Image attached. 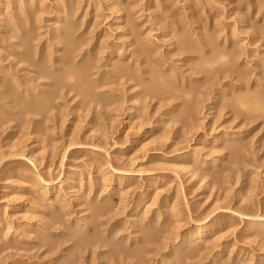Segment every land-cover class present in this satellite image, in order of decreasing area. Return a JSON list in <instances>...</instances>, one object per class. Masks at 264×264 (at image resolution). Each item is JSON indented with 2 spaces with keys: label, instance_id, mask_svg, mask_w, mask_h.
Listing matches in <instances>:
<instances>
[{
  "label": "rangeland",
  "instance_id": "1",
  "mask_svg": "<svg viewBox=\"0 0 264 264\" xmlns=\"http://www.w3.org/2000/svg\"><path fill=\"white\" fill-rule=\"evenodd\" d=\"M23 1L25 0H0V4L9 2L11 8L6 10V13L10 10L16 13L19 7L25 8ZM41 1L36 0V6L37 3L46 6L45 11H41L38 6L39 8L37 7L30 15L31 18L28 17L30 25L26 26V22H23L22 24L25 25L21 28L11 29L7 22L3 26L0 23V78L2 77L0 84L1 82L3 84L0 85V217L4 225L10 229L7 233L15 239L7 241L4 239L7 231L5 227L2 238L0 237V247L11 245L6 252L19 254L12 263L262 264L264 233H250L248 222L249 219H260V216L264 218L262 216L264 215V120L261 117L262 119L260 118L255 124L247 125V128L242 124V127L238 125V119L232 120L234 115L230 114L232 110H237V106L235 104L233 106L231 102L236 94L232 89L240 85L238 82L242 79L231 77V81L234 79L232 83L228 81L229 78L222 80L223 77L231 74L227 72L232 68L229 63H224L223 66H220V63L214 64L212 70L202 65H205L204 60H209L216 53L224 51L222 42L227 38L228 43L237 41V44H241L242 49L244 48L243 52L245 51L246 56L248 54L249 69L251 72L254 69L252 77L251 75L248 77V79L251 77L250 82L257 77H260V80L264 77V0H58V4L66 1L73 4L72 16L69 13L67 19L59 21V24H56L58 21L54 19V8L57 4L55 0ZM119 9L125 11L120 20L116 21V12ZM19 19L27 20L22 16ZM64 23L75 24V33L70 35L75 43L71 38L69 39L72 45H78L81 41L83 44L88 41L91 45L97 42L88 57L93 60L101 59L99 60L101 71L104 70L106 56L111 50L116 55L120 54L117 58L120 57L121 65L124 62L122 67L126 68V77L110 83L109 81L113 80L111 68H108V71H111L103 78L96 73L95 75L90 73L92 76L84 73L82 77L85 75L83 79L86 84L83 82L84 86L80 84L79 87L77 84V87L80 88L81 93L83 90L85 93L89 92L88 96L87 94L82 96L76 92L77 90L74 92L61 90V87L55 88V83L53 84L55 80L51 82L52 78L51 80L38 78L37 84L35 81L24 82V78L34 77L33 70H39L34 66L37 65L38 58L40 61L42 59L44 64L41 65V61L37 67L44 66L48 74L53 68L58 70L63 67L64 70L59 69L57 73V75L60 73V76L64 71L66 72L63 75L72 69V64L68 65V68L60 60L62 56L66 57V49H68V40L64 38L66 30ZM5 29L10 32L6 34ZM26 31L30 34L32 32L31 49L21 45L19 33L27 34ZM184 35H187L186 37L193 43L197 41L200 45H205L203 54L198 52L195 54L192 51L194 55L189 51L186 52L181 42V37L184 38ZM147 41L149 45L155 46L147 47ZM148 48H153L154 53L157 54L154 56L152 55L154 53L149 54ZM142 49L146 55L143 54L144 52L141 53ZM18 50L28 53L24 54L28 57V61L17 54ZM209 54L212 55L211 58L207 56ZM149 56H157L161 62L166 60L167 64L160 67V70L161 68L163 70L158 71L162 72L165 78L167 77L165 80L173 90L170 94L177 97L171 103L175 104L169 113L172 115L166 116L165 119L162 115L166 114L167 107L163 105L168 100L165 101L160 93L164 85L157 84L159 81L150 71L155 70V66L149 63ZM89 58L86 56L84 59L88 61ZM117 58L113 64L119 61ZM79 60L78 58L77 61ZM77 66L74 68L82 69V65ZM199 66L201 70L197 69ZM219 67L222 69L219 70ZM237 67L239 66L234 65L233 70L235 71ZM45 69L42 67V70ZM172 75L176 80L174 78L170 80ZM12 76H15V79ZM153 77L156 78L154 82ZM96 78H100L102 84L107 81L108 83L100 87L102 84L99 85ZM12 79L22 81L20 92L27 90L28 95L32 94L35 99H38L42 92L45 95H41L39 99L50 97L52 106L50 103L51 108L46 111L48 113L27 112V108L31 105L25 102L15 104L14 107L5 106L10 92L14 91V95L17 94ZM92 79H95L94 84L91 82ZM6 80L11 81L12 84L7 83ZM87 81L88 84L92 83L88 91ZM260 82L264 85V79ZM244 83L245 81L242 80L241 85ZM220 86L229 87L227 92L225 91L227 97H222L221 101L216 99V92ZM253 87L250 90L256 92ZM212 88L215 93L211 91L210 95L208 92ZM262 89L264 90L263 87L256 90L262 91ZM189 90H192L189 103L196 101L199 115L196 114L192 120L182 121L178 118L188 100V97L184 98V94ZM135 94H138L137 98L133 97ZM19 97L17 98L16 95L15 99L22 101V97ZM2 98L7 101H3ZM134 99L140 100L137 104L140 108L131 111ZM228 110L231 112L229 113ZM157 122H159L158 126L155 127ZM217 137V144H213V139ZM130 146H134V149L129 150ZM188 155L192 156V160L184 163ZM115 171L122 172L121 181H118L116 175L118 176L119 173ZM39 177L41 183L55 182L49 187L50 192L46 196L41 194L44 189L42 191L40 185L36 184L35 178ZM99 177H104L105 181L101 183ZM80 180L83 188L77 191L71 189ZM154 180L157 185H154ZM118 183L121 187L117 188L115 185ZM149 185L152 187L151 192L154 193L147 202L148 207L143 209L139 217H134L132 220L129 214L135 207L137 198ZM122 189L125 192L123 194ZM54 195L60 196V201L51 205L49 201L42 200L46 197L53 199ZM151 205L155 206L151 207ZM172 205L175 206V214L178 211V214H181L177 216L178 220L175 214L173 217V213L168 217L164 216L165 208ZM98 206L107 207L103 211L104 214L103 212L99 214L101 207L97 210ZM57 214L62 218L61 223L59 221L56 224L54 216ZM186 215L188 218L185 217ZM168 218L171 221L167 223L164 219L168 220ZM131 220L135 224L131 223ZM177 221L180 226L184 225L182 229L212 221H218L220 228L215 235H212L213 238L206 237L199 245L190 246L172 255L169 245L160 246L159 243L164 237L169 236ZM168 225L171 228L167 227ZM133 237H138V240L132 241ZM153 238H158V241L150 245L152 249L149 247L148 250H140V257L133 253L143 248L142 242ZM218 245L222 248L219 253L216 249ZM3 257L0 255V264H4Z\"/></svg>",
  "mask_w": 264,
  "mask_h": 264
},
{
  "label": "bare ground",
  "instance_id": "2",
  "mask_svg": "<svg viewBox=\"0 0 264 264\" xmlns=\"http://www.w3.org/2000/svg\"><path fill=\"white\" fill-rule=\"evenodd\" d=\"M8 1H11V0H8ZM43 1V0H42ZM41 1V2H42ZM57 1L58 0H55V3H57ZM247 1V0H246ZM259 1V0H258ZM61 2V1H60ZM69 2V1H68ZM67 1L66 2H64V3H60V4H56L55 5V8H54V15H55V17H54V19L56 20V21H58V23L56 22V24H59V21L61 22V21H64V19H67L66 17H68L67 15H69V13L71 14L70 16H72V12H71V9L73 8V4H72V2L70 3H68ZM249 2V1H248ZM40 4V3H39ZM38 3H37V5L40 7H38V6H36V0H25V1H23V5H25L24 7L25 8H21V7H19L18 8V11L16 10V9H14V10H16L17 12L15 13V11H9V12H7L6 13V10H9V8H11V7H9V2H5L4 4H0V23L2 24V26L5 24V22H7V24L8 25H10V26H8V27H10L11 29H16L17 27L18 28H21V26H24L25 24H26V26L27 25H30V22H29V18H31V16L30 15H32L34 12H35V10L37 9V7L41 10V11H45V7L46 6H44V5H39ZM247 4V3H246ZM249 4V3H248ZM261 4V3H260ZM33 5V6H32ZM96 5V4H95ZM10 6H12V5H10ZM33 8H32V7ZM87 6H89V5H87ZM113 6V5H112ZM136 6H137V4H136ZM13 7V6H12ZM29 7H31L30 9H28ZM78 7H80V6H78ZM130 7V6H129ZM139 7H141V6H139ZM77 8V7H76ZM111 8V7H110ZM113 8H115V7H113ZM112 8V9H113ZM119 8V7H118ZM259 8H261V7H259ZM147 9V8H146ZM149 9V8H148ZM77 10V9H76ZM114 10V9H113ZM116 10V9H115ZM129 10V9H128ZM142 10V9H141ZM262 10V9H261ZM81 11V10H80ZM79 11V12H80ZM98 11V10H97ZM125 11V10H124ZM124 11H122V10H117V12H116V17H115V19H116V21H119L120 20V18L123 16V12ZM135 12V11H134ZM43 13V12H42ZM135 13H137V12H135ZM135 13H133V14H135ZM140 13V12H139ZM142 13V12H141ZM158 13V12H157ZM165 13V12H164ZM19 14H21L20 16H22V18H24V19H27L26 21H24L23 19L22 20H20L19 19V17L20 16H18ZM94 14V13H93ZM97 14V13H96ZM98 15V14H97ZM156 15V14H155ZM135 16V15H134ZM134 16H132V17H134ZM139 16V15H138ZM29 17V18H28ZM33 17V16H32ZM155 17V16H154ZM161 17V16H160ZM71 18V17H70ZM73 18V17H72ZM95 18V17H94ZM126 18V17H125ZM124 18V19H125ZM155 18H157V16L155 17ZM156 20V19H155ZM66 21H68V20H66ZM69 21H70V19H69ZM74 21V20H73ZM136 21V20H135ZM25 23L24 25L22 24V23ZM52 22V21H51ZM54 22V23H55ZM96 22V21H95ZM70 23V22H69ZM135 23V22H134ZM6 24V25H7ZM77 24V23H76ZM93 24V23H92ZM64 27H65V40L67 41L68 40V42H67V44H68V49H66L67 50V53L65 54V58H64V56H62V58H63V60H62V58L60 59L62 62H63V64H64V66L66 67H68L69 68V66L68 65H71V66H73L72 67V69H69V71H67L68 73H66L65 75H63L64 74V72H66V71H64L63 72V74H62V76H60L61 74L59 73V75H57V73L60 71L59 69H61V68H58V70L57 69H54L53 67V73L51 74H48L49 72L45 69V67L44 66H42L44 69H45V71L44 70H42V67L41 66H38L37 67V65H40L39 63L42 61V59H41V61H40V59L38 58V60L36 61V64L37 65H35L34 64V66H36V69L37 68H39V70H33V74H34V77H30V78H24L23 80H24V82H34L35 81V83L37 84V82H38V78L39 79H48V78H50V80H51V78H52V80H51V82L53 81V80H55V82H53V84L55 83V88H62L61 90H64V89H67V90H69V91H74L75 92V90H77L76 92L78 93L79 92V94H82V96L83 95H85L86 96V94H87V96H88V94H89V92H87V93H85L84 91L85 90H83V93H81L80 92V84H83V86L86 84L85 83V79H83L84 77H85V75L82 77V74H84V73H91V74H94L95 75V73L96 74H99L100 75V78H103V76H105V75H107L108 73H110V71L111 70H109L108 71V68H111L112 69V75H113V77H112V81H109L110 83H112V82H117L118 80H120V79H122L123 77H126V68H123L122 67V65L124 64V62H123V64L121 65L120 63H122L119 59H120V57H119V59L117 58L118 56H120V54L119 55H116V53L114 52V51H112L111 50V52L110 53H108L107 54V59H106V61H105V64H104V70L103 71H101L102 69H101V67L99 66V60H101V59H97V60H93L92 58H89L88 56H89V54H90V52L92 51V48H93V45H97L96 43L97 42H95V43H93L92 45L87 41H85L86 42V44L87 43H89V45H86V44H83V42L81 41L78 45H72V42L70 41L69 42V39L71 38L70 37V35L73 33H75L74 32V25L75 24H68V23H64ZM96 25V24H95ZM94 25V26H95ZM92 26V25H91ZM1 27V26H0ZM7 27V28H8ZM28 27H30V26H28ZM31 27H32V25H31ZM63 27V28H64ZM139 27V26H138ZM5 28V27H4ZM9 28V29H10ZM58 28V27H57ZM10 29V30H11ZM29 29V28H28ZM6 30V29H5ZM27 30V29H26ZM130 30V29H129ZM62 31V30H61ZM219 31V30H218ZM4 32H6V34L8 33V32H10V31H8L7 32V30L6 31H4ZM27 32V34H23V33H19V35H20V38H21V45H23V47L25 46L26 48L27 47H29L30 48V46H31V41H33L32 40V36H31V34H32V32H31V34L29 33L30 32V30H29V32L28 31H26ZM26 32H24V33H26ZM141 32V31H140ZM223 32V31H222ZM17 32H15V34H16ZM126 33V32H125ZM187 33V32H186ZM4 34V33H3ZM63 34V33H62ZM223 34V33H222ZM57 35V34H56ZM76 35V34H75ZM220 35H221V33H220ZM220 35H219V37H220ZM258 35V34H257ZM9 36H11V35H9ZM73 36V35H72ZM187 35H184V38L183 37H181L182 38V40H181V42H183V44L182 45H184V47H185V50H186V52H188L189 51V53H192V54H194L193 52H195V54H196V52H198V54H203V46H205V45H200V43H198L197 41H194V43L188 38V37H186ZM191 36V35H190ZM260 36V35H259ZM12 37V36H11ZM212 37V36H211ZM225 37V36H224ZM230 37H231V35H230ZM234 37V36H233ZM8 38V37H7ZM55 38V37H54ZM94 38V37H93ZM98 38V37H97ZM190 38H192V37H190ZM194 38V37H193ZM10 39V38H9ZM8 39V40H9ZM62 39V38H61ZM90 39V38H89ZM146 39V38H145ZM211 39V38H210ZM217 39V38H216ZM252 39V38H251ZM256 39V38H255ZM63 40V39H62ZM71 40L72 41H74L72 38H71ZM142 40V39H141ZM170 40V39H169ZM196 40V39H195ZM224 40V39H223ZM79 41V40H78ZM91 41V40H90ZM149 41V40H148ZM147 41V42H148ZM172 41V40H171ZM200 41H202L201 39H200ZM216 41V40H215ZM257 41V40H256ZM259 41V40H258ZM5 43H6V41H4ZM102 42H103V40H102ZM196 42V43H195ZM213 42V41H212ZM224 42V43H223ZM222 42V46H223V49H224V51L223 52H218V54L216 53L212 58L210 57V56H212V55H207V56H209L211 59H209V60H207L206 59V61L202 58V60H204V62H205V65L203 64L202 66H206V68L208 67L209 68V70H212V67H213V65L214 64H217V63H220L219 65L221 66H223V64L224 63H229L230 65L229 66H231L232 68H229V70L227 71V72H230L231 74H229L228 76H225V77H221L222 78V80H225V79H228V81L230 80H232L231 79V77H233L234 78V76H235V78L234 79H242V80H244L245 81V83L243 84V85H241V82H242V80H241V82L239 81L238 82V84L240 83V85H236V86H234L233 87V92L234 93H236V94H234L235 95V97L233 98V101H231L232 102V105L234 106V104L237 106V110H232V112L231 111H229V113L231 112V114L230 115H234V118L232 119V120H239V124L238 125H240L241 127H242V125H244L245 126V128H247V125H250V124H252V123H254L255 124V122H257L261 117L263 118V120H264V90L262 89V91H258V90H256L257 88L259 89V88H261V87H263L264 88V85L260 82L262 79H264V77H262V79L260 80V77H257V79L256 80H253L252 82H250V78L252 77V72L254 71V69H252V72H251V70L249 69L250 67L248 66L249 65V63L247 62V56H248V54H247V56H246V54L243 52V49H242V47H241V44H237L238 42L237 41H234V43L232 42V44L231 43H228V40H227V38H226V40H224ZM71 43V44H70ZM74 43H75V41H74ZM209 43V42H208ZM211 43V42H210ZM242 43V42H241ZM256 43V42H255ZM258 43V42H257ZM256 43V44H257ZM105 44V43H104ZM144 44V43H143ZM147 44V43H146ZM151 44V43H150ZM175 44V43H174ZM173 44V45H174ZM180 44V43H179ZM219 44V43H218ZM253 44H254V42H253ZM252 44V45H253ZM264 44V43H263ZM21 45H19V46H21ZM69 45H70V47H69ZM102 45V44H101ZM154 44H152V46H153ZM172 45V44H171ZM213 45V44H212ZM215 45V44H214ZM248 45V44H247ZM262 45V44H261ZM36 46V45H35ZM143 46V45H142ZM152 47L151 45H149V42H148V45H147V47ZM155 46V45H154ZM243 46V45H242ZM250 46V45H249ZM254 46V45H253ZM257 46V45H256ZM264 46V45H263ZM262 46V47H263ZM15 47V46H14ZM66 47V48H67ZM99 47H100V45H99ZM146 47V46H145ZM157 47V46H156ZM182 47V46H181ZM207 47V46H206ZM209 47V46H208ZM221 47V46H220ZM2 48V47H1ZM22 48V47H21ZM20 48V49H21ZM34 48H36V47H34ZM101 48V47H100ZM158 48V47H157ZM170 48V47H169ZM259 48H261V47H259ZM28 49V48H27ZM31 49V48H30ZM29 49V50H30ZM102 49V48H101ZM112 49H114V48H112ZM141 49V48H140ZM145 49V51H146V53H148L147 52V50H146V48H144ZM148 49H150V48H148ZM152 49V50H151ZM150 50H148L150 53L149 54H151V53H154V49L153 48H151ZM257 49V48H256ZM2 50H4V49H2ZM94 50V49H93ZM109 50V49H108ZM115 50V49H114ZM133 50H135V49H133ZM132 50V51H133ZM156 50V49H155ZM10 51V50H9ZM26 51V50H25ZM99 51H100V49H99ZM131 51V52H132ZM138 51V50H137ZM145 51H143V49L141 50V53L142 52H144L143 54H145ZM191 51V52H190ZM193 51V52H192ZM220 51V50H219ZM222 51V50H221ZM247 51V50H246ZM1 52V51H0ZM17 52V54L20 56V57H23L24 59H27L28 57L26 56L28 53L27 52H22L21 50H18V51H16ZM15 52V53H16ZM29 52V51H28ZM31 52H33V51H31ZM117 52V51H116ZM174 52V51H173ZM209 52V51H208ZM213 52H215V51H213ZM14 53V52H13ZM21 53V54H20ZM106 53V52H105ZM139 53H140V50H139ZM159 53V52H158ZM168 53V52H167ZM249 53V52H248ZM251 53H253V52H251ZM256 53V52H255ZM4 54V53H3ZM24 54H26L25 56H24ZM122 54V53H121ZM138 54V53H137ZM155 54H157V52L156 53H154V54H152L153 56L155 55ZM166 54V53H165ZM169 54V53H168ZM188 54V53H187ZM194 54V55H195ZM260 54V53H259ZM10 55V54H9ZM17 55V56H18ZM94 55V54H93ZM116 55V56H115ZM146 55V54H145ZM164 55V54H163ZM6 56H7V54H6ZM34 56V55H33ZM32 56V57H33ZM83 56V57H82ZM87 56V58H89V60L87 61V60H85L84 58ZM115 56V57H114ZM159 56H160V54H159ZM158 56V57H159ZM206 56V57H207ZM30 57V56H29ZM93 57V56H92ZM137 57V56H136ZM163 57V56H162ZM198 57V56H197ZM260 57V56H259ZM19 58V57H18ZM23 58H21V59H23ZM78 58L80 59L79 61H77L78 60ZM118 59L117 61L118 62H116L115 64H113V61L115 60V59ZM139 58V57H138ZM149 60H150V62L149 63H151V65L153 64L154 66H155V70H150L151 72H152V74L157 78V81H159V82H157V84L158 83H160L162 86L164 85V88L161 90V96H162V98H164V100L165 101H167V102H165L164 100H163V102H165L166 104L165 105H163L164 107L166 106L167 108V110L165 109V111H166V114L165 115H162L163 117H164V119H165V117L167 116L168 117V115H169V113L172 111V109L174 108V105L173 104H171V103H173L172 101H175V99H177V97L175 98V96H173V94L171 95L170 93H171V91H173V90H171L172 88L169 86V84H167L168 82H166L167 80H165V79H167V77L165 78L163 75V73L162 72H159V71H161V70H163L162 68H161V70H160V67H162L163 65L165 66V59H164V62L162 61H160V58H158L157 59V56L156 57H151V56H149ZM164 58V57H163ZM253 58V57H252ZM8 59H9V57H8ZM92 59V60H91ZM171 59V58H170ZM250 59V58H249ZM1 60H2V58H1ZM32 60V59H31ZM162 60V59H161ZM191 60V59H190ZM194 60V59H193ZM201 60V59H200ZM202 60H201V62H202ZM211 60V61H210ZM228 60H229V62H228ZM257 60V59H256ZM9 61V60H8ZM27 61H28V59H27ZM103 61V60H102ZM142 61V60H141ZM207 61H209V62H207ZM50 62H51V60H50ZM57 62H59V61H57ZM137 62V61H136ZM143 62V61H142ZM204 62H202V63H204ZM256 62V61H255ZM261 62H262V60H261ZM264 62V61H263ZM53 63V62H52ZM101 63V62H100ZM145 63V62H144ZM172 63V62H171ZM222 63V64H221ZM256 63H258V62H256ZM42 64H44V62L42 61V63H41V65ZM54 64V63H53ZM167 64V63H166ZM255 64V63H254ZM30 65V64H29ZM77 65H82V69L80 68V69H78L79 67H81V66H77ZM114 65V66H113ZM127 65V64H126ZM152 65V66H153ZM239 66V67H237V69L234 71L233 70V66ZM63 66V65H62ZM71 66H70V68H71ZM74 66L76 67H78V68H74ZM147 66V65H146ZM163 66V67H164ZM167 66V65H166ZM256 66H257V64H256ZM259 66V65H258ZM260 66H262V65H260ZM259 66V67H260ZM13 67V66H12ZM41 67V68H40ZM135 67V66H134ZM158 69H157V68ZM197 67H198V65H197ZM201 66H199V68H197V69H202V68H200ZM215 67V66H214ZM226 67H228V66H226ZM32 68V67H31ZM49 68V67H48ZM153 68V67H152ZM171 68H173V67H171ZM170 68V69H171ZM175 68V67H174ZM196 68V67H195ZM221 67H219V70H221L220 69ZM66 69V68H65ZM137 69V68H136ZM149 69V68H148ZM151 69V68H150ZM157 69V70H156ZM214 69V68H213ZM225 68H223V70H224ZM62 70H64L63 69V67H62V69H61V71ZM159 70V71H158ZM173 70V69H172ZM204 70V69H203ZM232 70L234 71V73L232 72ZM239 70H241V71H243V72H241V71H239ZM255 70H256V68H255ZM9 71H10V69H9ZM47 71V72H46ZM142 71V70H141ZM169 71V70H168ZM214 71V70H213ZM213 71H211V73L213 72ZM216 71V70H215ZM225 71V70H224ZM11 72V71H10ZM128 72V71H127ZM164 72V71H163ZM171 72V71H170ZM169 72V73H170ZM55 73V74H54ZM62 73V72H61ZM161 73V74H160ZM167 73V72H166ZM175 73V72H174ZM263 73V72H262ZM90 74V75H91ZM136 74V73H135ZM151 74V73H150ZM151 74V75H152ZM226 74V73H225ZM10 75H13V74H10ZM9 75V76H10ZM145 75V74H144ZM214 75V74H213ZM216 75V74H215ZM251 75V77L248 79V77ZM260 75V74H259ZM264 75V74H263ZM86 76H88V75H86ZM92 76V75H91ZM136 76H137V74H136ZM171 76V74H169V76L168 77H170ZM7 77V76H6ZM12 77H14L13 79H15V76H12ZM12 77H10V78H12ZM129 77V76H128ZM130 77H132V75L130 76ZM129 77V78H130ZM155 77H153V82L154 81H156V78ZM216 77V76H215ZM2 78V77H1ZM1 78H0V80H1ZM100 78H96V82L98 83L99 82V85H100V83L102 84V81H100ZM137 78V77H136ZM172 78H174L173 77V75H172V77L170 78V80L172 79ZM5 79V78H4ZM12 79V80H13ZM20 79V78H19ZM128 78H126V80H127ZM139 79V78H138ZM140 79H142V78H140ZM175 79V78H174ZM234 79H233V81H234ZM239 79V80H240ZM10 80V79H9ZM9 80L7 81V83H11V81L9 82ZM17 80V79H16ZM95 80V79H94ZM93 79H92V81L91 82H93L94 81ZM169 80V79H168ZM176 80V79H175ZM215 80V79H214ZM222 80L220 79V81L222 82ZM2 81V80H1ZM37 81V82H36ZM74 81V82H73ZM106 81V80H105ZM130 81V83H131V80H129ZM142 81V80H141ZM173 81V80H172ZM195 81V80H194ZM219 81V82H220ZM233 81H231V83L233 82ZM85 84H84V83ZM88 82L89 81H87V85H86V90L88 91V87L90 86V84H92V83H89L88 84ZM127 82V81H126ZM125 82V83H126ZM144 82V81H143ZM166 82V83H165ZM170 82V81H169ZM220 82V83H221ZM235 82H237V81H235ZM251 84H250V83ZM20 83L22 84V81H14L13 80V84H14V86L13 87H15L14 89H15V91H16V95H17V98L19 97L18 95H21L20 97H22V99L24 100H22V101H19V99L18 100H16L15 99V96L16 95H14V91H12V92H10V94L7 96V100L6 99H3L4 97H5V95H3L4 97L2 98V100L4 101H7V103H5V104H7V105H5V106H9V105H13L12 107H14V106H16V105H18L19 103H22V102H25V103H30V105H28V106H30L29 108H27V112H30V113H34V114H41V113H43V114H45V113H48V112H46V111H48V109L49 108H51L50 107V97H47V96H45V97H47L46 99L45 98H43L42 100L41 99H39L40 98V96L41 95H45V94H43V92H42V94L40 95V96H38V99L36 98H33L31 95H28V93L26 92V91H22V92H20ZM106 83H108V81L107 82H103V84L100 86V87H103L104 86V84H106ZM128 83V82H127ZM139 83H141V82H139ZM182 83V82H181ZM1 84H2V82H1ZM0 84V85H1ZM12 84V83H11ZM49 84V83H48ZM77 84H79V87H77L78 85ZM93 84H94V82H93ZM115 84V83H114ZM155 84V83H154ZM3 85V84H2ZM5 85V84H4ZM24 85H25V83H24ZM43 85V84H42ZM132 85V84H131ZM234 85V84H233ZM51 86V85H50ZM82 86V87H83ZM108 86V85H107ZM116 86V85H115ZM181 86V85H180ZM187 86V85H186ZM191 86V85H190ZM194 86V85H193ZM214 86V85H213ZM254 86V87H253ZM25 87V86H24ZM38 87H39V85H38ZM53 87H54V85H53ZM92 87V86H91ZM93 87H94V85H93ZM106 87V86H105ZM252 87H253V89L255 88V91L256 92H254V90L253 91H251L250 89H252ZM78 88H79V91H78ZM97 88V87H96ZM98 88H99V86H98ZM112 88V87H111ZM185 88H187V87H185ZM227 88H229V87H221L220 86V88L217 90L218 92H216V95H217V100H220L221 101V99H222V97H227L226 96V92H227ZM10 89V88H9ZM16 89H18V90H16ZM161 89V88H160ZM190 89V88H189ZM248 89V90H247ZM13 90V89H12ZM29 90V89H28ZM59 90V89H58ZM92 90H94V89H92ZM178 90V89H177ZM195 90V89H194ZM261 90V89H260ZM33 91V90H32ZM36 92L38 91V90H35ZM42 91V90H41ZM53 91V90H52ZM90 91V90H89ZM155 91V90H154ZM182 91H184V89L182 90ZM199 91H201V90H199ZM208 91V90H207ZM209 91L210 92H208L210 95H211V93L214 91L213 90V88L212 89H209ZM212 91V92H211ZM226 91V92H225ZM228 91H229V89H228ZM231 91V90H230ZM252 93H251V92ZM34 92V91H33ZM135 92V91H134ZM186 92V91H185ZM185 92H182V93H185ZM194 92V91H193ZM254 92V93H253ZM159 93V92H158ZM214 93H215V91H214ZM40 94V93H39ZM58 94V93H57ZM206 94V93H205ZM232 94V93H231ZM48 95V94H47ZM132 95V94H131ZM148 95V94H147ZM157 95V94H156ZM180 95V94H179ZM192 95V90L190 91L189 90V92H187L186 94H184V98H185V96L186 97H188L187 99V102H186V104L184 105V108H182L183 110L181 111V113L179 114V118L178 119H180V120H182V121H188V120H192L193 118H195L196 117V114H197V112H198V109H199V107L197 106V103H196V101H195V103H193L192 102V98H190V102H192V103H189V97ZM194 95V94H193ZM198 95V94H197ZM34 96V95H33ZM81 96V95H80ZM81 96V97H82ZM137 96H138V94H135L133 97H136L137 98ZM19 97V98H20ZM34 97H36V95L34 96ZM42 97H44V96H42ZM52 97V96H51ZM57 97H58V95H57ZM89 97H90V95H89ZM132 97V98H133ZM192 97V96H191ZM211 97V96H210ZM228 97H229V95H228ZM52 98H55V97H52ZM84 98V97H83ZM135 98V99H136ZM159 98V97H158ZM134 99V100H135ZM231 99V98H230ZM0 100H1V96H0ZM56 100V99H55ZM133 100V101H134ZM139 100V99H138ZM138 100H135V102H134V104H133V108H132V110L131 111H134V109H136V108H140L137 104H138ZM157 100V99H156ZM160 100H162L161 98H160ZM140 101V100H139ZM106 103V102H105ZM201 103H202V101H201ZM220 103H222V102H220ZM227 103H229V102H227ZM16 104V105H15ZM81 104V103H80ZM159 104V103H158ZM198 104H200V103H198ZM223 104V103H222ZM4 105V104H3ZM108 105V104H107ZM230 105V104H229ZM51 106H52V103H51ZM144 106V105H143ZM162 106V105H161ZM160 106V107H161ZM9 107H11V106H9ZM8 107V108H9ZM54 107H52V109H53ZM147 108V107H146ZM161 108H163V107H161ZM230 109H233V108H230ZM144 110V109H143ZM160 110V109H159ZM158 111V110H157ZM164 111V110H163ZM201 112V111H200ZM138 113H140V112H138ZM154 113H155V111H154ZM162 113V112H161ZM168 113V114H167ZM28 114V113H27ZM42 114V115H43ZM146 114V112L144 113V115ZM164 114V113H163ZM154 115H156V113L154 114ZM172 114H170L169 116H171ZM178 115V114H177ZM197 115H199V114H197ZM34 116V115H33ZM142 116V115H141ZM37 117V116H36ZM150 117V116H149ZM154 117V116H153ZM230 117V116H229ZM233 117V116H232ZM145 118V117H144ZM144 118H143V120H144ZM147 118V117H146ZM145 118V119H146ZM155 118V117H154ZM162 118V117H161ZM171 118V117H170ZM261 118V119H262ZM159 119V120H158ZM158 121H160L161 119L158 117ZM163 119V120H164ZM231 119H230V121H231ZM32 120V119H31ZM35 120V119H34ZM175 120V119H174ZM37 121H40V120H37ZM141 121V120H140ZM148 121V120H147ZM177 121V120H176ZM149 122V121H148ZM178 122V121H177ZM193 122V121H192ZM235 122V121H234ZM40 123V122H39ZM147 123V122H146ZM158 123L159 122H157L156 123V125H155V127H157L158 126ZM242 124V125H241ZM262 124H263V122H262ZM35 125H36V121H35ZM31 126V125H30ZM259 126V125H258ZM257 126V127H258ZM252 127V126H251ZM262 127V126H261ZM264 127V126H263ZM255 129V128H254ZM256 130V129H255ZM264 131V130H263ZM38 132V131H37ZM242 131H240V134H242L241 133ZM253 132V131H252ZM34 134V133H33ZM239 134V133H238ZM239 134V135H240ZM34 135H36V134H34ZM231 135V134H230ZM234 135V134H233ZM243 136H244V133H243ZM230 139V138H229ZM213 141L214 142H212L213 144H217V141H218V137L217 138H214L213 139ZM206 146V145H205ZM134 146H130L128 149L129 150H133L134 148H133ZM136 149V148H135ZM202 149V148H201ZM195 155V154H194ZM193 155V156H194ZM197 158V157H196ZM192 160V156H190V155H188L185 159H184V163H187V162H189V161H191ZM195 161V160H194ZM182 162V161H181ZM196 162V161H195ZM201 163V162H200ZM191 164V163H190ZM184 165V164H183ZM186 165V164H185ZM198 165H199V163H198ZM201 165V164H200ZM209 165V164H208ZM207 165V166H208ZM103 172V171H102ZM101 172V173H102ZM105 172V171H104ZM115 172H117V173H119L118 174V176L116 175V177H117V179H118V181H121L122 180V177H123V175H122V172L121 171H115ZM68 175V174H67ZM66 175V176H67ZM70 175V174H69ZM107 175V174H106ZM105 175V176H106ZM192 175H194V174H192ZM104 176V177H105ZM201 176V175H200ZM70 176H68V178H69ZM104 177L103 178H100L101 179V183H103L105 180H104ZM36 179V184H38V185H40V187H41V189H42V191H43V189H44V191L43 192H41V194H43L44 196H46V195H48V193L50 192L49 190V187L51 186V185H53V183H55V182H53V181H48V182H45V183H41V178L39 177V178H35ZM203 179V178H202ZM157 180V179H156ZM60 181V180H59ZM67 181V180H66ZM83 182V181H82ZM98 182V181H97ZM151 182H152V180H151ZM154 185H157V182H155V180H154ZM153 184V183H152ZM97 185H98V183H97ZM100 185V184H99ZM151 185V184H150ZM148 186V188H147V190L142 194V195H140V197H138L137 198V200H136V202H135V207L134 208H132V210H131V212H130V214H129V217L133 220V218L134 217H139V215L140 214H142V211H143V209L145 208V207H148L147 206V202L151 199V197H152V195H153V193L154 192H151V189H152V187L151 186ZM107 186V185H106ZM120 186V184L118 183V184H116L115 185V187H119ZM153 186V185H152ZM82 187V184H81V180L79 181V182H77L75 185H73L72 187H71V189H73L74 191L76 190H79L80 188ZM121 187V186H120ZM154 187V186H153ZM83 188V187H82ZM102 189V188H101ZM123 190V189H122ZM129 190H130V188H129ZM90 191V190H89ZM125 191H127V190H125ZM59 192V191H58ZM92 192V191H91ZM179 192V191H178ZM120 193V192H119ZM123 193H125L124 192V190H123V192H122V194ZM127 193V192H126ZM121 194V195H122ZM126 195V194H125ZM128 195H129V193H128ZM55 196V195H54ZM124 196V195H123ZM125 197V196H124ZM123 197V198H124ZM177 198H178V196H176ZM44 198V197H43ZM53 198V197H52ZM88 199V198H87ZM92 199V198H91ZM127 199V198H126ZM44 202H47V201H49V204L51 203V205H52V203H54V202H57V201H60V196H55L53 199H51V198H48V197H46V198H44V199H42ZM41 200V201H42ZM89 200V199H88ZM87 200V201H88ZM108 200V199H107ZM121 201H122V199H120ZM125 200V199H124ZM85 201H86V198H85ZM97 201V200H96ZM155 201H156V199H155ZM178 201V200H177ZM104 202V201H103ZM107 202H109V201H107ZM175 202V201H174ZM174 202H172V203H174ZM61 203V202H60ZM95 203V202H94ZM156 203H157V201H156ZM176 203V202H175ZM58 205H59V203H57ZM125 204H127L126 202H125ZM125 204H124V206H125ZM154 204H155V202H154ZM40 205V204H39ZM61 205V204H60ZM64 205H66V204H64ZM149 205V204H148ZM48 206V205H47ZM53 206H55V205H53ZM153 205H151V207H152ZM155 206V205H154ZM153 206V207H154ZM63 206H61V208H62ZM101 207V208H100ZM105 207V208H104ZM104 207H102V206H98L97 207V210H98V208H100L99 209V214H102V212L103 211H105V209L107 208L106 206H104ZM126 207V206H125ZM125 207H123V208H125ZM64 208H65V206H64ZM96 208V207H95ZM122 208V207H121ZM53 209V208H52ZM113 209V208H112ZM162 209V208H161ZM160 209V210H161ZM175 206L174 205H172L171 207H166L165 208V215L164 216H170V213H173V217H174V214L176 213L175 212ZM178 209V208H177ZM181 209V208H180ZM58 210V209H57ZM126 210V209H125ZM147 210V209H146ZM158 210V209H157ZM159 210V211H160ZM163 210V209H162ZM252 210V209H251ZM61 211V210H60ZM64 211V210H63ZM86 211V210H85ZM147 211H149V210H147ZM57 212V211H56ZM67 212V211H66ZM88 212V211H87ZM95 212V211H94ZM146 212V211H145ZM164 212V211H163ZM180 212H181V210H180ZM48 213V212H47ZM58 213V212H57ZM60 213V212H59ZM96 213V212H95ZM119 213V212H118ZM149 213V212H148ZM160 213H162V211L160 212ZM178 213H179V211H178ZM175 214L176 215V219H177V216L178 215H181V214ZM182 213V212H181ZM52 214H53V212H52ZM62 214V213H61ZM103 214H104V212H103ZM124 214V213H123ZM146 214V213H145ZM144 214V215H145ZM154 214V213H153ZM164 214V213H163ZM163 214H161V215H163ZM64 215V214H63ZM62 215V216H63ZM67 215V214H66ZM147 215V214H146ZM157 215V214H156ZM161 215H160V218H161ZM261 215V214H260ZM93 216V215H92ZM97 216H98V214H97ZM96 216V217H97ZM262 216H264L263 214H262ZM52 217V216H51ZM84 217V216H83ZM98 217H100V215L98 216ZM163 217V216H162ZM186 218H188L187 217V215L185 216ZM259 217V216H258ZM62 217H60V215L59 214H57L56 216H54V219H55V222H56V224L60 221V219H61ZM85 218V217H84ZM87 218V217H86ZM85 218V219H86ZM146 218V217H145ZM158 218V217H157ZM156 218V219H157ZM159 218V219H160ZM180 218V217H179ZM2 218L0 217V237L2 236V234H3V232L5 231V225H4V222H3V220H1ZM54 219H52V220H54ZM88 219V218H87ZM96 219V218H95ZM65 220V219H64ZM99 220V219H98ZM98 220H96V222L98 221ZM131 220V221H132ZM143 220V219H142ZM167 223H168V221L170 220L169 218H168V220H166V219H164ZM178 220V219H177ZM184 220V219H183ZM66 221V220H65ZM88 221V220H87ZM136 221V220H135ZM146 221V220H145ZM150 221V220H149ZM171 221V220H170ZM172 221H174V220H172ZM176 221V220H175ZM185 221V220H184ZM49 222V221H48ZM63 222V221H62ZM90 222V221H89ZM100 222V221H99ZM158 222V221H157ZM181 222V221H180ZM218 222V221H217ZM216 221H212V222H209V223H205V224H194L193 226H191L190 228H187V229H182L181 227H184V225L183 226H180V223H179V221H177V223H179V225H177V223H176V225H175V227L171 230L170 228H171V226H167V227H170V228H168V229H170L171 231L169 232V236L168 237H164V239H163V241L162 242H160L159 243V245L160 246H163L164 244L165 245H169V251H170V254H176L177 253V251H182V250H185V249H187V248H190V246H197V245H199L200 243H202V241L206 238V237H210V236H212V235H215L216 234V231H217V229H219L218 228V223H217ZM220 222V221H219ZM50 223V222H49ZM60 223H61V221H60ZM64 223H66V222H64ZM76 223V222H75ZM94 223H95V221L93 222V225H94ZM102 223V222H101ZM131 223H134L135 224V222H131ZM138 223V222H137ZM137 223H136V225H137ZM186 223V222H185ZM51 224V223H50ZM53 224V223H52ZM55 224V223H54ZM98 224V223H97ZM123 224V223H122ZM139 224V223H138ZM165 224V223H164ZM163 224V226H165ZM182 224H183V222H182ZM90 225H92V224H90ZM101 225V224H100ZM142 225V224H141ZM248 231L250 232V233H253V232H255V233H259V234H262V233H264V218L263 217H261L260 216V219H249V222H248ZM50 226V225H49ZM60 226V225H59ZM66 226V225H65ZM70 226V225H69ZM98 226V225H97ZM123 226V225H122ZM145 226V225H144ZM147 226V225H146ZM187 226V225H186ZM51 227H52V225H51ZM56 227V226H55ZM92 227H94V226H92ZM124 227V226H123ZM130 227H131V225H130ZM132 227H133V224H132ZM142 227H143V225H142ZM188 227V226H187ZM134 228H135V226H134ZM6 229H7V231H5L6 233H5V235H4V239L7 241L8 239L9 240H12V239H14L13 238V236L11 235V234H8L7 232L8 231H10V229L9 228H7L6 227ZM141 229V228H140ZM147 229H148V226H147ZM152 229V228H151ZM161 229H163V228H161ZM247 229V228H246ZM126 230H127V228H126ZM133 230V229H132ZM137 230V229H136ZM99 231V230H98ZM135 231V230H134ZM138 231V230H137ZM136 231V232H137ZM150 231V230H149ZM165 231V230H164ZM139 232V231H138ZM141 232V231H140ZM142 233V232H141ZM138 235H139V233H137ZM148 234V233H147ZM168 235V234H167ZM251 235V234H250ZM264 235V234H263ZM2 238V237H1ZM128 238V237H127ZM138 237H136V238H132V241H134L133 239H136V240H138L137 239ZM212 238H213V236H212ZM261 238H262V236H261ZM2 240V239H1ZM15 240V239H14ZM135 240V241H136ZM262 240H263V238H262ZM156 241H158V238H156V239H150V240H147L146 239V241H144V242H142V243H144L143 245H141V246H143V248H140V249H135L136 251L135 252H133V253H135V255L136 256H141V255H139L140 254V250H148L149 249V247H150V245H152V244H154L153 242H156ZM205 241V240H204ZM133 243V242H132ZM135 243H137L138 244V242H135ZM137 244H135V245H137ZM140 244V243H139ZM163 244V245H162ZM50 245V244H49ZM214 245H215V243H214ZM213 245V246H214ZM7 246V245H6ZM141 246H139V247H141ZM53 247H55V246H53ZM138 247V246H137ZM152 247V246H151ZM150 247V248H151ZM215 247V246H214ZM217 247H219V245L217 246ZM216 247V249H217V252L219 253L221 250H222V248H217ZM11 248V245L9 246H7V247H5V246H3V247H0V255H3L4 257V261L2 262V263H4V264H13L12 262V260L13 259H16V257H19V254H16V253H14V252H6L8 249H10ZM14 248V247H13ZM51 248V247H50ZM57 248H58V246H57ZM165 248V247H164ZM19 249V248H18ZM152 249V248H151ZM196 249V248H195ZM53 250V249H52ZM194 250V249H193ZM14 251V250H13ZM132 251V250H131ZM132 253V254H133ZM219 255V254H218ZM138 257V258H139ZM63 259V258H62ZM137 259V258H136ZM262 260V264H264V258H262L261 259ZM17 261V260H16ZM72 263V262H71ZM69 264H70V262H69ZM261 264V263H260Z\"/></svg>",
  "mask_w": 264,
  "mask_h": 264
}]
</instances>
